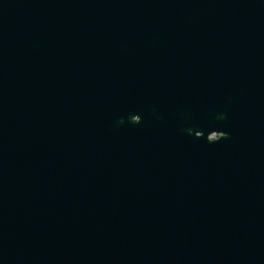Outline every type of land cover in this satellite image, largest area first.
<instances>
[{
  "label": "water",
  "instance_id": "95a60500",
  "mask_svg": "<svg viewBox=\"0 0 264 264\" xmlns=\"http://www.w3.org/2000/svg\"><path fill=\"white\" fill-rule=\"evenodd\" d=\"M0 264H264V0H0Z\"/></svg>",
  "mask_w": 264,
  "mask_h": 264
}]
</instances>
